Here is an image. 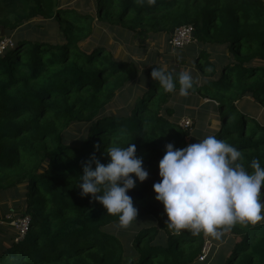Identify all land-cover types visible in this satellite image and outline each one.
<instances>
[{
	"label": "trees",
	"instance_id": "16d2710c",
	"mask_svg": "<svg viewBox=\"0 0 264 264\" xmlns=\"http://www.w3.org/2000/svg\"><path fill=\"white\" fill-rule=\"evenodd\" d=\"M63 3L0 0V32L14 31L0 54V199L14 198L7 215L30 217L19 241L9 226L15 233L4 237L10 243L0 246V264H264V221L236 225L220 240L188 230L173 235L167 228L153 190L159 161L166 144L184 148L200 140L173 119L174 93L151 78L160 65L115 56L105 42L88 38L99 20L131 31L145 48L151 32L164 33L167 44L172 28L191 24L200 44L194 59L186 53L193 69L176 51L166 57L177 65L163 69L190 72L191 90L216 100L219 125L207 136L236 147L251 172L254 158L264 167V0ZM37 17L50 20L51 29L38 26L31 36L21 34L19 26ZM211 46H221L226 61L212 59ZM122 93L127 104L112 113ZM130 143L149 176L127 193L138 216L123 230L117 216L90 195L80 196L79 184L82 162L93 152L106 164L108 147ZM4 223L9 225L6 216ZM205 242L210 247L199 260Z\"/></svg>",
	"mask_w": 264,
	"mask_h": 264
},
{
	"label": "clouds",
	"instance_id": "9594fccd",
	"mask_svg": "<svg viewBox=\"0 0 264 264\" xmlns=\"http://www.w3.org/2000/svg\"><path fill=\"white\" fill-rule=\"evenodd\" d=\"M144 6L145 0H135ZM155 6L156 0H146ZM171 55L178 54L173 51ZM151 78L165 93L187 98L194 87L190 72L178 75L163 68H153ZM99 149V145H94ZM108 163H101L95 152L82 162L80 196H91L107 214L118 217L119 229L127 230L137 221L138 209L127 193L136 181L143 183L149 173L143 167V158L137 157L136 145L111 146L106 150ZM242 153L224 140L209 135L198 143L184 148L165 145V154L159 161L160 181L153 184L155 200L164 207L167 228L173 235L188 230L192 236L203 233L220 240L236 225L255 226L264 221V167L258 159L251 161L249 172L241 162ZM134 174V175H133Z\"/></svg>",
	"mask_w": 264,
	"mask_h": 264
},
{
	"label": "rangeland",
	"instance_id": "374dc122",
	"mask_svg": "<svg viewBox=\"0 0 264 264\" xmlns=\"http://www.w3.org/2000/svg\"><path fill=\"white\" fill-rule=\"evenodd\" d=\"M77 0H64L63 6H77ZM21 34L25 36H31L32 33L37 31L38 26L45 27L46 29H51L52 23L50 20L42 19L40 17L33 18L31 20H26L23 22ZM93 34L88 37L89 40L93 44L105 42L110 49V51L115 55L130 56L133 59L137 60L140 65H143L147 59L150 58L149 63H156L160 65L161 68H167L169 66H176V62H168L166 55L170 54V52L166 51V48L173 50L168 43H166V37L164 33H155L151 32L150 37H148L144 43L145 48H141L138 44L137 38L133 37V33L131 31L122 29L118 26L110 25L106 22H101L99 20L93 21ZM14 34L12 31L10 34H5L2 37L7 41L12 40L11 35ZM87 38V39H88ZM12 43H9L11 45ZM79 44H83L79 42ZM200 49V44L196 42H192L187 44L181 48L174 49L181 58L185 59L187 63L190 61V58L187 57V52H193L192 57L194 59L195 53ZM211 51H214V57L212 59L221 60L225 59V52L221 46H211ZM143 63V64H141ZM147 63V65L149 64ZM193 69L191 63L186 65V68ZM194 77L197 78V74H194ZM201 77H198L200 80ZM122 93L118 98L111 104V112L118 113V110L127 104V96ZM171 104L175 106V114L173 119H177L180 121L181 118L188 117L192 120V126L190 127L191 138L201 140L203 137L209 134L210 129H215L216 125L219 124V114H218V106L217 102L214 99H207L198 96L197 92L190 90V94L187 98L181 97L179 95V88L176 89V92L170 99ZM180 125V124H179ZM0 199V246L3 247L9 246V240L4 237H10L13 233V229L9 227L10 225H6L4 223L5 216L7 215L6 209L13 205V199H8L5 196H1ZM262 201H264L263 195L261 197ZM3 216V217H1Z\"/></svg>",
	"mask_w": 264,
	"mask_h": 264
},
{
	"label": "built area",
	"instance_id": "2783aa9c",
	"mask_svg": "<svg viewBox=\"0 0 264 264\" xmlns=\"http://www.w3.org/2000/svg\"><path fill=\"white\" fill-rule=\"evenodd\" d=\"M194 40L193 26L191 24H184L174 28L169 39V44L173 48H181ZM9 43L10 40L7 41L1 36L0 54H2L3 50L9 45ZM179 124L183 128H190L192 126V120L188 117L181 118ZM6 218L8 219L9 225L12 226L16 232L15 240L19 241L23 239L30 227V217L28 215H6ZM209 247L210 244L205 242L199 260H203L209 250Z\"/></svg>",
	"mask_w": 264,
	"mask_h": 264
},
{
	"label": "water",
	"instance_id": "95a60500",
	"mask_svg": "<svg viewBox=\"0 0 264 264\" xmlns=\"http://www.w3.org/2000/svg\"><path fill=\"white\" fill-rule=\"evenodd\" d=\"M174 28L171 29V32H173ZM0 35H3L2 32H0ZM263 198H264V189L262 188Z\"/></svg>",
	"mask_w": 264,
	"mask_h": 264
},
{
	"label": "crops",
	"instance_id": "0c3cea01",
	"mask_svg": "<svg viewBox=\"0 0 264 264\" xmlns=\"http://www.w3.org/2000/svg\"><path fill=\"white\" fill-rule=\"evenodd\" d=\"M192 42H197V41H196V39H195V40H194V41H192ZM192 42H190V43H192ZM190 43H188V44H190ZM218 125H219V124H218ZM218 125H216L215 127H217Z\"/></svg>",
	"mask_w": 264,
	"mask_h": 264
}]
</instances>
